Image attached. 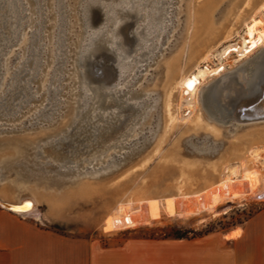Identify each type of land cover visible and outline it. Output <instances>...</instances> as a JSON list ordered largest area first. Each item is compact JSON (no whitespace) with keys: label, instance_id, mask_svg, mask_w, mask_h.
Here are the masks:
<instances>
[{"label":"rangeland","instance_id":"obj_1","mask_svg":"<svg viewBox=\"0 0 264 264\" xmlns=\"http://www.w3.org/2000/svg\"><path fill=\"white\" fill-rule=\"evenodd\" d=\"M23 1L27 7L23 11L27 14L21 15L17 40L5 46L0 57V190L6 186L11 198H24L33 190H41L45 195L39 205L43 219L27 216L64 234L99 238L109 244L120 242L133 233L175 237L178 230H191L188 236L228 231L241 226L259 209L264 199L247 196L220 202L218 214H205L201 221L198 216L182 218L191 209V204L182 199L185 193L216 184L236 164L242 165V175L236 182L240 190L262 183L264 120L245 122L244 127L238 123L225 127L226 124L215 121L214 115L206 111L201 93L196 95L193 104L184 95L180 99L177 82L182 68L183 73L190 72L197 64L207 61L213 66L222 60L227 64L218 80L212 82V77H208L206 84L204 81L203 95L221 80L234 77L241 65L235 62L239 59L237 54L232 53L228 59L217 54L229 43L244 42L240 35L248 29L254 7L260 0H173L177 12L174 23L163 45L156 44L152 61L148 60L145 66L139 63L138 69L135 67L139 70L142 66L139 71L135 72L133 67L130 74L115 79L104 88L119 89L118 93L124 92V99L139 102L141 110L112 104V108H107L113 111L111 115L101 117L97 114L89 122V117H81L79 112L73 118L82 93V68L75 63V45L81 42L86 26L81 16L82 1L62 0L61 26L58 21L61 15L55 4L59 0ZM40 4L43 15L41 9L35 11ZM191 13L193 16L189 17ZM210 16L213 20L215 16L214 23ZM39 25L41 39L37 36ZM196 28L201 30L196 31ZM31 40L35 47L40 45L42 49L39 69H35L34 64L36 52L28 53ZM212 50H215L214 55L206 59ZM255 51L247 64L264 61V43ZM175 56H178L176 61ZM97 67L99 74L94 80L99 85L115 76L111 61L101 58ZM95 106L91 114L98 112ZM189 107L195 109L194 113L185 116ZM218 127L220 135L216 132ZM118 133V137H110ZM14 138L20 141L13 142ZM5 141L8 143L4 144ZM71 141L74 145L68 147ZM102 142L106 143L101 147L92 146ZM85 146L86 152L72 156L71 161L56 152ZM257 151L261 152L260 159L254 161L253 154ZM20 163H24L21 172L17 170ZM5 192H0V198H6ZM125 202L143 211L147 221L136 227L112 231V211Z\"/></svg>","mask_w":264,"mask_h":264},{"label":"bare ground","instance_id":"obj_2","mask_svg":"<svg viewBox=\"0 0 264 264\" xmlns=\"http://www.w3.org/2000/svg\"><path fill=\"white\" fill-rule=\"evenodd\" d=\"M81 1H82L81 9L84 15L89 14L90 11L89 4L92 3L98 4L102 9L103 13H102V18L99 21L98 25L96 26L88 25V27H86L85 29V33L83 34V37L81 38V42L75 45L77 46V58L75 59V63H77L82 68L80 71L81 72L80 82L82 84V93L78 97L77 111L73 118L74 119L76 118L78 112L81 117L82 116L89 117L87 122L95 119L97 114H101V117H104L108 114L111 115L113 111H107V108H112V104L113 105L122 104L124 105V107L126 106L130 108L133 107L135 109H140L141 105L139 104V102L124 99L123 98L124 92L118 93L119 89L116 90V88H113L112 90H107V89L104 90L105 87H109L111 85L110 82L101 84L98 88L93 89L86 78L87 63L89 61H93V63H98L103 57L102 54L107 55L108 58H110V61H113L114 64L116 65L117 80H120L124 75L130 74L133 67L134 69L135 67L138 69L140 65L145 66L147 61L151 60L154 57L157 49L156 44L159 43L160 45L161 44L163 45L162 42L165 35L172 28V25L174 23L173 18L176 12V7L173 6L175 1L173 0H109V1L81 0ZM16 2H18L20 6H17ZM58 2L59 1H56L55 3L57 6H58ZM217 2L215 3L217 4ZM23 6H24L23 0H0V32L1 30L4 29L7 36L13 38L16 37L15 39L17 40V36L19 35V30H20L18 26L20 20L18 14V8H22V12H23ZM255 6L256 7H254L255 9L253 11L254 15L252 17L248 29L244 30V34L240 35L242 39H244L243 40L244 42L237 41V42L229 43L226 46H224L217 54L220 55L223 59H228L232 53L237 54V57H239V59H237L235 62H241L239 63V65L240 64L241 65L240 66L237 65L239 67H237L236 69V74L238 78L241 80V83L237 82L236 80H233L223 83L221 87L213 88L211 95L208 96L207 102L204 104L206 111L214 115L215 119H218L219 117L230 118L233 120L232 123L230 122L232 125L237 123L242 125L243 123L248 121L264 120V101L257 106L248 107V104L256 101L264 94V63L255 64L254 66H252L249 72L246 71V67H247L246 62L247 60L249 61L248 58L252 56V52L254 53L256 48L260 47L264 43V22H262L264 21V0H260L259 3H257V5ZM228 7L226 9H228ZM205 9H207L208 11V8ZM229 9L232 8L229 7ZM225 10L224 12H226ZM208 12L210 13V11ZM197 13L199 12H196V14ZM203 14L204 17L207 16L205 15V13ZM226 14H228V12L225 13V15ZM190 16H193V14L189 15V17ZM202 17L203 16L200 17L201 21H202ZM210 17H211L210 20L213 21L214 23L215 16H214V20H213V16ZM200 18L197 19L200 20ZM205 19L207 18L205 17ZM221 19H219L220 22ZM196 22L194 23L196 24ZM220 22L218 21V23ZM125 24L128 25L131 32H133L132 38H126L125 35L123 34L122 27ZM191 24L192 25L190 26H193V23ZM207 24L205 26H207ZM214 25L217 24L215 23ZM199 26L202 27L201 24ZM211 27L213 28V24ZM199 29L196 28V31ZM208 33H206L207 36L209 34L211 35V33L209 34ZM246 39H248V41ZM236 48H237L236 51L231 50V49L235 50ZM181 52H179L180 56H181L180 54ZM256 52L257 51H255V53ZM214 53L215 50L214 51L212 50V52L208 53L206 59L212 58ZM178 56H175L174 59L175 61L177 59L176 57ZM180 56L178 60H180ZM183 57L184 55L182 56V58ZM204 61L205 60L203 59V62ZM139 63H143V64L139 65ZM172 64L175 63L173 62ZM225 64L227 63L222 60L216 66H213L207 61L204 64H197L195 69L185 73H183L184 72L182 70L183 68L181 69V65H179L181 72L178 73L179 79L177 82V87L179 90L180 99H182L184 95L186 97V100L188 102L191 101L193 104L197 100L196 99L197 94L201 93L203 97L202 88L204 81L208 79V77H212L211 80L212 82L218 80L219 77L221 76L220 69H224ZM179 66L178 64L176 65L177 68ZM139 70L135 69V72ZM115 86L116 84L113 85V87ZM107 95L110 96V100L105 102ZM94 105H96L95 107L98 108V112L91 114V111L93 110L92 106ZM187 110L189 111L187 115H189L195 109L193 107H189L186 109V111ZM182 116L184 117V114ZM216 132L220 135L221 128L218 127L216 129ZM13 140L10 141L19 142L20 138H14ZM260 153L261 152L257 151L253 154L254 161L260 159ZM65 157L67 161H71L70 158L72 156L66 155ZM241 166L242 165L240 164H236L232 166L229 169V171H227L228 174L223 176V178L220 179V181H217V183L214 185H211L203 190L200 189L201 191L185 193L186 197H183L182 199L186 200L191 204V209L182 218H185L187 220L192 217L198 216L201 221L203 220L205 214L217 215L218 214L217 205L220 202L233 201L235 198L244 199L247 196H251L253 198L255 197L258 199H262V198L264 199V175H263L262 183L257 185L255 188L245 187L242 190H240L236 186V182L240 179L242 175ZM81 183H83V181H81ZM1 189L2 191L0 190V192L3 191L7 192V195L3 193V195H5L6 198H0V204L2 205V207L16 211L25 216L32 215L38 219H43V212L40 209L39 205H40V199L45 195L41 190L39 189L33 190L31 194H29V196L24 198L23 197L17 198L16 196H13V198H11V195L8 196L9 190L6 186H3V188ZM146 221H147V217L143 211L139 209H135L130 202H125L112 211V214L110 216V229L112 231H118L121 229L132 228Z\"/></svg>","mask_w":264,"mask_h":264},{"label":"crops","instance_id":"obj_3","mask_svg":"<svg viewBox=\"0 0 264 264\" xmlns=\"http://www.w3.org/2000/svg\"><path fill=\"white\" fill-rule=\"evenodd\" d=\"M0 264H264V203L238 228L117 243L64 234L0 207Z\"/></svg>","mask_w":264,"mask_h":264},{"label":"water","instance_id":"obj_4","mask_svg":"<svg viewBox=\"0 0 264 264\" xmlns=\"http://www.w3.org/2000/svg\"><path fill=\"white\" fill-rule=\"evenodd\" d=\"M65 4V3H64ZM16 5L17 6H20V4L18 3V2H16ZM62 5H63V2H62V0H59V2H58V6H57V8H56V10L59 12V16L61 15V17H59V19H58V21H59V25L61 26L63 23V20H62V18L64 17V15H63V11L61 10V8H62ZM89 9H90V11H89V14L88 15H84L83 13L81 14V16L83 17V19H82V21H83V23L86 25L85 26V28H84V30L86 29V27H88V25H92V26H96V25H98V23H99V21L101 20V18H102V13H103V11H102V9L100 8V6L98 5V4H96V3H92V4H89ZM27 8V7H26ZM25 8V5L23 6V9L25 10L26 9ZM38 9H41V4L40 5H38V6H36L35 7V11H38ZM59 9V10H58ZM79 9H80V3H79ZM18 14H19V17H20V19H21V15H23V16H25L27 13H26V11H23L22 12V8H18ZM41 14L43 15L44 14V11H43V9H41ZM44 19V18H43ZM43 19H42V21L41 22H43ZM27 20V19H26ZM26 20H24V22H22L23 23V26L26 24ZM39 22V20H37V23ZM19 24H20V20H19ZM19 24H18V26H19ZM68 24V23H67ZM22 28V27H21ZM61 29V28H60ZM60 29H58L59 30V32H60ZM41 26L39 25V28H38V38L40 37V39H41V37H42V34L40 33L41 31ZM61 31H62V29H61ZM84 32V31H83ZM122 32H123V34L125 35V37L126 38H132L133 37V32H131V30L129 29V27H128V25H124L123 27H122ZM40 33V34H39ZM129 34H132L131 36H128ZM35 34H33L32 36H34ZM18 37V36H17ZM60 37H62V34H60ZM16 38V37H15ZM15 38H13V37H9V36H7L6 35V32H5V30L3 29V30H1V32H0V57L2 56V54H3V52H2V50H3V48L5 47V46H10L11 44H13V43H15L16 42V39ZM247 41H248V39H246ZM32 41L33 40H31V44H30V50L28 51V53L30 54L31 53V51H35L36 53H35V61H34V64H35V69H39V63H40V60L42 59V57H41V55H40V53H41V46L40 45H37L36 47L33 45V43H32ZM60 42L62 43L63 42V39H61L60 40ZM103 55V57H102V60L103 59H107V60H109L110 61V58H108V56L107 55H105V54H102ZM112 63H113V65H114V69H115V76H111L108 80H106L105 81V83H108V82H113L115 79H116V76H117V69H116V65L114 64V62L113 61H111ZM38 63V64H37ZM99 63V62H98ZM98 63H93V61H89L88 63H87V67H86V78H87V81L89 82V84L91 85V87L93 88V89H95V88H98L100 85L97 83V82H95L96 80H94V77H97L98 76V74H99V72H98ZM247 63V62H246ZM262 64V63H264V61H262V62H255V63H253V64H247V67H246V71H250V69L252 68V66H254L255 64ZM222 69H220V71H221ZM233 80H236L237 82H239V83H241V80L238 78V76H237V74H235V76L234 77H230L229 79H226V80H221V82H219V83H216L209 91H208V93L205 95H203V101H204V104L207 102V98H208V96H210L211 95V92H212V90H213V88H215V87H221L222 85H223V83H226V82H229V81H233ZM16 81H18V78H16ZM108 100H110V96L109 95H107V97H106V99H105V102H107ZM264 101V94L259 98V99H257L256 101H254V102H252V103H250V104H248V107H254V106H257V105H259L261 102H263ZM203 104V105H204ZM128 108H126V109H124V110H127ZM189 113V111L187 110V111H185V115H187ZM215 121H219V122H221V123H223L222 125H224V124H226V126L225 127H231L232 126V122H233V120L232 119H230V118H218L217 120H215ZM261 121H263V120H261ZM231 122V123H230ZM228 123V124H227ZM126 124V123H125ZM124 124V125H125ZM124 125H123V127H124ZM247 124H243V127L244 126H246ZM248 125H250V124H248ZM122 127V128H123ZM242 127V128H243ZM75 128V127H74ZM121 131V130H120ZM118 137L119 136V133L116 135H112V136H110V137ZM22 137V136H21ZM59 138H62L61 136H58ZM58 137H56L55 139H54V141L50 144V147L52 148V146H53V144H55V140L58 138ZM110 137H108V139H107V141L109 140V138ZM8 141H10V140H8ZM8 141H5L4 142V144L5 143H8ZM191 144L193 143V141L192 140H190L189 141ZM105 143L106 142H102V143H96V145H92L93 147H101V146H103V145H105ZM67 145H68V147L69 146H72L73 147V143H72V141L71 142H68L67 143ZM87 146H89V145H87ZM87 146H85L83 149H74L73 148V150H68L67 152H58V151H56L57 152V154H59V155H67V156H78V155H81V154H83L84 153V151H85V148L87 147ZM86 152V151H85ZM18 165V169L17 170H19L20 172H21V170H22V167H24V163H20V164H17ZM23 173H25L26 174V172L25 171H22ZM46 184V183H45ZM10 210V209H9ZM11 211H13V210H11ZM14 212H16V211H14ZM18 213V212H17Z\"/></svg>","mask_w":264,"mask_h":264},{"label":"trees","instance_id":"obj_5","mask_svg":"<svg viewBox=\"0 0 264 264\" xmlns=\"http://www.w3.org/2000/svg\"><path fill=\"white\" fill-rule=\"evenodd\" d=\"M189 232H191V230L190 231H188V230H186V231L178 230L177 234H176V236L174 238L190 237V236H188ZM192 236H196V234L194 233Z\"/></svg>","mask_w":264,"mask_h":264}]
</instances>
